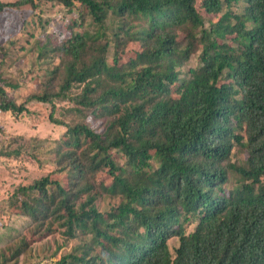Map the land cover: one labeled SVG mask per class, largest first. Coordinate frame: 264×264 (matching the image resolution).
I'll return each instance as SVG.
<instances>
[{
	"label": "trees",
	"instance_id": "trees-1",
	"mask_svg": "<svg viewBox=\"0 0 264 264\" xmlns=\"http://www.w3.org/2000/svg\"><path fill=\"white\" fill-rule=\"evenodd\" d=\"M43 1L84 11L39 46L59 61L24 102L0 67V111L46 104L66 131L57 169L9 200L0 264L30 228L78 242L50 264H264V0H16L0 15Z\"/></svg>",
	"mask_w": 264,
	"mask_h": 264
},
{
	"label": "rangeland",
	"instance_id": "rangeland-1",
	"mask_svg": "<svg viewBox=\"0 0 264 264\" xmlns=\"http://www.w3.org/2000/svg\"><path fill=\"white\" fill-rule=\"evenodd\" d=\"M198 9L203 12L200 6ZM81 11L84 10L76 8L73 12H68L60 4L43 1L34 9L31 6L9 8L0 15V67L11 83L18 85L8 88L9 95L17 103H22L29 95L39 92L46 81L47 70L59 61L56 58L49 59L54 55L51 53L42 56L39 46L47 36L62 38L61 27H71L73 21L80 18ZM205 18L213 20L215 16L205 15ZM43 27L46 28V33L43 32ZM73 31L77 32L79 29L74 28ZM135 49H138L137 45H130L125 59ZM196 64L197 58L194 57L184 68L187 70ZM80 90L81 88L76 89L77 92ZM64 105L57 106L55 118L68 122L70 119L63 114ZM28 108L29 113L21 115L0 111V232L4 227L12 225L15 219L9 208L12 194L18 188L31 185L34 180L57 169L51 148L56 146L57 140L66 131L64 126L49 120V105L30 103ZM88 122L96 130L102 129L97 128V121L92 123L89 118ZM12 151L19 153L11 154ZM236 155L233 161L238 157L246 158V154ZM96 179L97 183L107 182L108 177L103 173ZM114 203L115 200L102 196L98 199L97 206L102 211H107ZM25 234L30 249L20 256L17 264H50L55 259V254L57 257L67 254L78 243L65 240L61 231L51 235L43 234L42 231L35 234L30 228L25 230Z\"/></svg>",
	"mask_w": 264,
	"mask_h": 264
},
{
	"label": "crops",
	"instance_id": "crops-1",
	"mask_svg": "<svg viewBox=\"0 0 264 264\" xmlns=\"http://www.w3.org/2000/svg\"><path fill=\"white\" fill-rule=\"evenodd\" d=\"M3 2V1H2ZM4 2H13V0H11V1H4Z\"/></svg>",
	"mask_w": 264,
	"mask_h": 264
}]
</instances>
